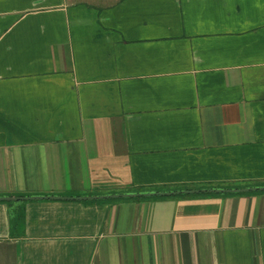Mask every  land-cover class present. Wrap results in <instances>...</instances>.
I'll use <instances>...</instances> for the list:
<instances>
[{
	"label": "crops",
	"instance_id": "1",
	"mask_svg": "<svg viewBox=\"0 0 264 264\" xmlns=\"http://www.w3.org/2000/svg\"><path fill=\"white\" fill-rule=\"evenodd\" d=\"M258 187L264 0H0V264H264Z\"/></svg>",
	"mask_w": 264,
	"mask_h": 264
},
{
	"label": "water",
	"instance_id": "2",
	"mask_svg": "<svg viewBox=\"0 0 264 264\" xmlns=\"http://www.w3.org/2000/svg\"><path fill=\"white\" fill-rule=\"evenodd\" d=\"M264 189V187H258V189ZM204 189H192L189 191L186 190H176V191H162V192H144V193H123V194H109V195H102V196H80L77 197L79 199H91V198H108V197H132L135 195H153V194H157V195H170V194H178V193H185V192H193L196 193L197 191H203ZM240 190H246V189H240ZM215 191H222V189H215ZM40 199V198H62V197H57V196H28V197H8V196H1L0 200H4V201H8V200H16V199ZM64 198V197H63ZM67 198V197H66ZM72 198H76V197H72Z\"/></svg>",
	"mask_w": 264,
	"mask_h": 264
},
{
	"label": "rangeland",
	"instance_id": "3",
	"mask_svg": "<svg viewBox=\"0 0 264 264\" xmlns=\"http://www.w3.org/2000/svg\"><path fill=\"white\" fill-rule=\"evenodd\" d=\"M116 194V193H115Z\"/></svg>",
	"mask_w": 264,
	"mask_h": 264
}]
</instances>
